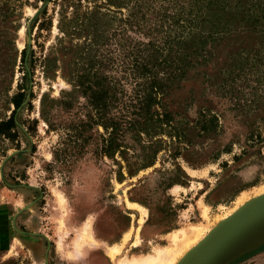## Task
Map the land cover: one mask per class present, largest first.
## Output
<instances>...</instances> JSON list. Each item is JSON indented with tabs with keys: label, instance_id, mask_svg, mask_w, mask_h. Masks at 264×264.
<instances>
[{
	"label": "rangeland",
	"instance_id": "1",
	"mask_svg": "<svg viewBox=\"0 0 264 264\" xmlns=\"http://www.w3.org/2000/svg\"><path fill=\"white\" fill-rule=\"evenodd\" d=\"M26 1L16 40L18 53L25 45L38 50L29 30L39 10L33 8V0ZM55 26L56 21L49 43L57 34ZM4 28L0 23V34ZM245 47L242 65L237 56L218 50L208 72L211 80L201 71L168 100V109L176 113L173 123L185 129L190 144L172 143L162 135L169 147L158 154L155 164L123 182L116 179L115 163L90 147L69 169L53 162L59 137L46 132L37 98L49 89L58 97L69 86L59 77L47 82L37 67L33 109L26 110L27 96L15 116L20 148L9 147L5 156L0 148V239L5 244L0 263L119 264L124 258L137 263L174 246L173 233L181 235L197 224L207 234L245 202L263 194L264 35L250 33ZM18 61L10 94L20 75ZM124 91L132 94V87L126 85ZM3 103L0 98V113L8 117L12 107L6 109ZM32 119H38V125L29 135L20 122ZM200 126L210 131L198 134ZM173 179L183 183L167 188ZM137 236L140 243L134 246ZM126 237L120 254L112 259L109 251ZM240 253L227 264H264V241Z\"/></svg>",
	"mask_w": 264,
	"mask_h": 264
},
{
	"label": "trees",
	"instance_id": "2",
	"mask_svg": "<svg viewBox=\"0 0 264 264\" xmlns=\"http://www.w3.org/2000/svg\"><path fill=\"white\" fill-rule=\"evenodd\" d=\"M33 1L39 11L29 34L38 50L25 45L18 53L16 40L28 1L0 0V23L5 25L0 34V98L6 109L12 107L8 117L0 113L1 155L9 147L20 148L15 116L27 96L26 110L33 109L39 67L47 82L59 77L69 86L58 97L49 89L37 98L46 132L59 137L53 162L69 169L90 147L115 163L119 182L155 164L169 147L162 135L172 143L190 144L167 106L182 84L201 71L210 81L218 50L237 56L242 65L248 35H264V0ZM55 21L57 34L49 43ZM18 58L20 75L10 94ZM126 85L132 94L125 93ZM20 123L29 135L36 133L38 119ZM208 131L210 127L200 126L197 132ZM177 183L183 182L170 180L167 188Z\"/></svg>",
	"mask_w": 264,
	"mask_h": 264
},
{
	"label": "water",
	"instance_id": "3",
	"mask_svg": "<svg viewBox=\"0 0 264 264\" xmlns=\"http://www.w3.org/2000/svg\"><path fill=\"white\" fill-rule=\"evenodd\" d=\"M264 225V193L218 222L177 264H227L229 249L253 229ZM239 256V255H238Z\"/></svg>",
	"mask_w": 264,
	"mask_h": 264
},
{
	"label": "bare ground",
	"instance_id": "4",
	"mask_svg": "<svg viewBox=\"0 0 264 264\" xmlns=\"http://www.w3.org/2000/svg\"><path fill=\"white\" fill-rule=\"evenodd\" d=\"M129 205L132 208L143 210L136 204L129 203ZM178 233L175 232L170 237L174 246H168L164 251L159 252L157 255L147 256L137 263H128L124 258L120 260L119 264H177V262H179L195 245H197L204 238V235H206L205 229L201 228L197 224L191 225V228L188 231H183L181 235ZM127 238L129 237H126L122 245L116 246L109 251V255L112 259H115L116 255L120 254L122 250L121 246H124ZM136 238L137 239L134 243V246H138L140 243L139 236H137ZM262 241H264V225L253 229L251 232L243 236L242 239L239 240L238 243L233 245L225 254V259L229 260L233 256L240 255L242 254L240 252Z\"/></svg>",
	"mask_w": 264,
	"mask_h": 264
},
{
	"label": "crops",
	"instance_id": "5",
	"mask_svg": "<svg viewBox=\"0 0 264 264\" xmlns=\"http://www.w3.org/2000/svg\"><path fill=\"white\" fill-rule=\"evenodd\" d=\"M1 238V237H0ZM27 243H28V241H27ZM30 243V242H29ZM5 248V244H4V241H3V239H0V250L1 249H4ZM0 264H7V263H0Z\"/></svg>",
	"mask_w": 264,
	"mask_h": 264
}]
</instances>
